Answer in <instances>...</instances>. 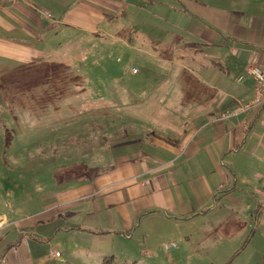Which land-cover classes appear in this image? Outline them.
Listing matches in <instances>:
<instances>
[{
  "label": "crops",
  "instance_id": "crops-1",
  "mask_svg": "<svg viewBox=\"0 0 264 264\" xmlns=\"http://www.w3.org/2000/svg\"><path fill=\"white\" fill-rule=\"evenodd\" d=\"M125 41L143 46L148 74L125 95L114 87L96 93L80 69L94 66L98 46L128 47ZM250 65L264 69V0L0 3V81L16 75L11 69H48L51 91L31 99L66 131L101 134L115 155L90 183L44 192L33 219L13 228L0 214V264H46L38 246L48 239L24 230L39 218L47 230L58 224L89 237L93 252L98 239L110 241L108 253L140 228L148 235L178 222L254 217L259 224L264 104L255 103L252 78L237 80Z\"/></svg>",
  "mask_w": 264,
  "mask_h": 264
},
{
  "label": "rangeland",
  "instance_id": "rangeland-1",
  "mask_svg": "<svg viewBox=\"0 0 264 264\" xmlns=\"http://www.w3.org/2000/svg\"><path fill=\"white\" fill-rule=\"evenodd\" d=\"M125 43L128 47L119 43L121 48L111 50L98 46L90 52L97 58L96 62H89L94 66L80 69L79 73L92 82L90 86L96 93H108L114 87L116 91L120 88L116 96L125 95L138 86L149 70L142 64L147 60L143 46L138 42ZM134 69L139 73H134ZM11 70L16 75L0 81V214L8 217L14 228L16 222L34 218L27 216L45 204L44 192L62 185L90 183L87 178L94 175L95 168H106L115 155L101 134H88L78 127H73V131L71 125L66 131L64 121L49 122L54 119L49 117L46 105L37 106L31 99L36 91H51L47 90L53 84V79H48V69ZM68 86L64 85L66 91L72 88ZM12 114L20 118L10 119ZM70 121L77 124L78 120L73 117ZM41 219L34 220L32 225L28 222L24 230L34 237L48 239L38 246L46 264H104L111 257L112 264H264V214L259 224L251 217L249 223L237 219L224 224L217 219L178 222L173 227L154 228L148 235L140 228L130 240H116L114 253L104 251L112 244L110 241L98 239V250L93 252L89 250L93 248L89 237L64 233L57 228L58 224L56 231L47 230ZM71 224L72 220L66 221V226ZM173 244L177 249L171 247ZM53 252L60 256L51 255Z\"/></svg>",
  "mask_w": 264,
  "mask_h": 264
},
{
  "label": "built area",
  "instance_id": "built-area-1",
  "mask_svg": "<svg viewBox=\"0 0 264 264\" xmlns=\"http://www.w3.org/2000/svg\"><path fill=\"white\" fill-rule=\"evenodd\" d=\"M20 2V0H0V3L6 5H12ZM134 73H137V69L133 70ZM252 78L255 82L256 98L255 103L264 104V69L257 65H250L247 67L245 73L237 77L238 82H243L246 78ZM226 117H233L236 115V112L227 113ZM261 209L264 211V197L261 200ZM176 248V244L171 246ZM166 249H170L169 246H166ZM51 255L56 257L60 256L59 252H53Z\"/></svg>",
  "mask_w": 264,
  "mask_h": 264
},
{
  "label": "trees",
  "instance_id": "trees-1",
  "mask_svg": "<svg viewBox=\"0 0 264 264\" xmlns=\"http://www.w3.org/2000/svg\"><path fill=\"white\" fill-rule=\"evenodd\" d=\"M112 263H113V258L111 257V258H107L105 260V263L104 264H112Z\"/></svg>",
  "mask_w": 264,
  "mask_h": 264
}]
</instances>
